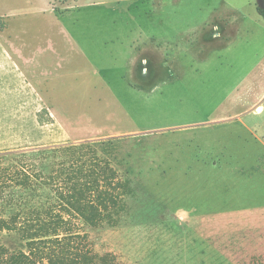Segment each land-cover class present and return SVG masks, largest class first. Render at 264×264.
Listing matches in <instances>:
<instances>
[{"label": "rangeland", "instance_id": "1", "mask_svg": "<svg viewBox=\"0 0 264 264\" xmlns=\"http://www.w3.org/2000/svg\"><path fill=\"white\" fill-rule=\"evenodd\" d=\"M47 1L0 0V46L37 70L0 75V153L84 142L110 160L126 209L72 221L98 255L264 264V0Z\"/></svg>", "mask_w": 264, "mask_h": 264}, {"label": "trees", "instance_id": "2", "mask_svg": "<svg viewBox=\"0 0 264 264\" xmlns=\"http://www.w3.org/2000/svg\"><path fill=\"white\" fill-rule=\"evenodd\" d=\"M132 193L89 143L0 153V235L14 233L25 246L0 244V264H122L112 253H94L72 221L114 224Z\"/></svg>", "mask_w": 264, "mask_h": 264}, {"label": "crops", "instance_id": "3", "mask_svg": "<svg viewBox=\"0 0 264 264\" xmlns=\"http://www.w3.org/2000/svg\"><path fill=\"white\" fill-rule=\"evenodd\" d=\"M45 2L49 6L48 1L45 0ZM0 50H1V56L3 57V60H4V61H0V75L1 76L2 75H4L3 77L10 76V77H13V79L17 80L16 83L19 82V83L25 84L26 82L28 83L27 75L23 71V68H25L28 70V74L30 73L31 76L36 77L35 73H37V70L34 68L35 63L33 61H29V62L16 61L12 59L11 55H9V53L11 54L12 52H17V49H15L13 45L9 43L4 44L0 46ZM45 50L48 52L49 51L51 52V47L48 48L45 46Z\"/></svg>", "mask_w": 264, "mask_h": 264}]
</instances>
